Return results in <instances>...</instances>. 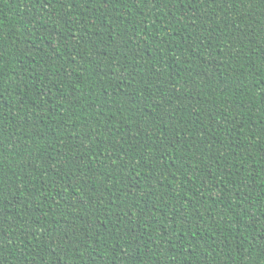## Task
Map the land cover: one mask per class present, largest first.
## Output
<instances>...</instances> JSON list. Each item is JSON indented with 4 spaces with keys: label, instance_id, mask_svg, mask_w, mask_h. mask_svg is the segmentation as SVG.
<instances>
[{
    "label": "trees",
    "instance_id": "obj_1",
    "mask_svg": "<svg viewBox=\"0 0 264 264\" xmlns=\"http://www.w3.org/2000/svg\"><path fill=\"white\" fill-rule=\"evenodd\" d=\"M0 264H264V0H0Z\"/></svg>",
    "mask_w": 264,
    "mask_h": 264
}]
</instances>
